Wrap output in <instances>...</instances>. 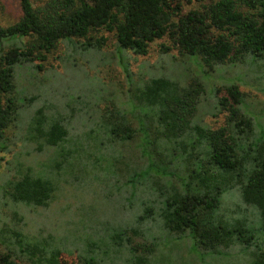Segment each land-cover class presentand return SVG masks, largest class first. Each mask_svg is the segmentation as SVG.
<instances>
[{"label":"trees","instance_id":"1","mask_svg":"<svg viewBox=\"0 0 264 264\" xmlns=\"http://www.w3.org/2000/svg\"><path fill=\"white\" fill-rule=\"evenodd\" d=\"M34 1L18 0L19 20L0 26V152L9 147L7 131L21 128L39 160L24 171L17 164L19 179L0 187V209L10 212L7 222L0 213V264L27 257L59 264L58 248L76 251V264H156L161 237L214 255L240 248L251 264H264L256 238L262 227L237 218L253 210L264 230V140L240 112L244 94L235 84L214 89L213 117H226L213 128L198 117L202 86L171 76L122 93L100 74L94 85L81 69L88 82L79 88L91 100L51 117L43 105L25 125L16 100L24 99L14 91L17 67L44 62L61 42L74 48L87 41L85 50L98 52L105 38L91 34L100 31L114 36L118 62L127 52L147 56L165 36H175L178 53L207 72L264 62V1ZM196 3L200 10L181 13ZM23 38L28 43L5 45ZM171 48L160 45L163 55ZM235 194L240 209H224L223 196Z\"/></svg>","mask_w":264,"mask_h":264},{"label":"rangeland","instance_id":"2","mask_svg":"<svg viewBox=\"0 0 264 264\" xmlns=\"http://www.w3.org/2000/svg\"><path fill=\"white\" fill-rule=\"evenodd\" d=\"M46 1L35 0L34 2L39 4V2ZM178 1L186 2L185 0ZM198 2H207V0ZM199 4L188 5L182 8L181 13L188 14L191 11L200 10ZM20 16L21 10L18 0H0V26H11L19 20ZM174 20L177 21L178 19L175 18ZM91 36L94 39L105 38L102 46L96 49L98 52L94 49L91 51L85 50L87 47L84 46L87 41H82L78 45L75 44L74 48H70L66 42H61L55 52L46 55L47 58L44 62L39 63L36 61L31 65L25 64L15 69L14 91L17 97L24 99L23 101L16 99L18 103L22 102L19 105L20 112L25 111L26 114L24 125L31 117L30 112L43 107V105L49 104L46 110H43H45L48 117H51L58 113H66L69 107L71 108L73 105L77 109H81L80 104L83 100L87 101L89 99L88 101H90L91 97L87 98L83 93V89L79 88V86H82L81 83L88 82L85 73L81 71V69H84L91 76L94 85L96 83L95 77L100 74L103 82L107 83L106 87H111L115 89L114 91L122 93L124 91L130 93L131 89L136 87L134 85L161 75L171 76L172 79L183 86L193 81L192 85L199 83L203 90L199 96L201 107L198 109V117H204L203 122L211 128L224 125L226 117L225 115L213 117L211 97L214 89L235 84L244 94L242 103L239 106L240 112L251 120L253 134L258 137L257 139L264 140V62L254 65L247 61L234 66H221L215 68L214 71L207 72L192 58L178 53V49L173 45L175 44L174 40H176L175 36H165L163 39L154 42L145 57L127 52L121 62H118V58H113L115 40L111 33L100 31L91 34ZM9 43L20 46L28 43V39L10 40L5 45ZM161 44L172 47L167 55L161 53ZM176 45L179 47L178 44ZM38 64L41 65V70L37 68ZM125 68L128 69L129 76L126 75ZM32 96L37 99L29 104ZM110 98H112V95ZM81 114H84V112H78V115ZM78 119L80 120L79 117H69L70 122ZM20 129L11 128L7 131V138H9L7 144L9 147L5 152H0V187L9 188L11 182L19 179L15 172L17 164L21 166V171H24L30 164L35 167L39 161L34 160V145L29 143L28 138V141L26 138L23 139L24 134L19 132ZM47 155V151H44L40 159L44 160ZM237 198L236 194L224 195L221 204L224 209L228 207L231 210L234 206L238 207L235 204L238 203ZM238 209L240 208L238 207ZM235 211L239 212L237 209ZM250 211L246 217L237 218L244 219L249 223L253 220L252 224L262 227L259 229L260 232L256 238L258 243L261 244L259 246L264 251V230L261 223L258 225L262 220L259 217L256 220V212ZM0 213L5 214V222H7V216L10 212L1 208ZM26 230L33 234L36 227L31 224L26 227ZM161 234L162 232L156 231L154 236L159 238ZM159 248V252L155 256L157 258L156 264H251L252 262L249 256L250 253L243 252L240 248L225 251L222 255H214L202 253L198 248L193 247L190 242L170 241L163 239V237H161ZM253 249L255 250V247ZM1 250L2 246L0 245ZM58 250L60 254L59 264H76L78 261L79 255L76 251L61 248H58ZM16 263L30 264V257L22 258Z\"/></svg>","mask_w":264,"mask_h":264}]
</instances>
